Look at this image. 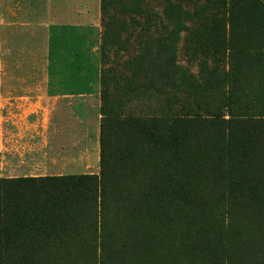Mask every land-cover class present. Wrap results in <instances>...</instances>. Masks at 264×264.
Wrapping results in <instances>:
<instances>
[{"label": "rangeland", "instance_id": "1", "mask_svg": "<svg viewBox=\"0 0 264 264\" xmlns=\"http://www.w3.org/2000/svg\"><path fill=\"white\" fill-rule=\"evenodd\" d=\"M89 61L96 95L44 101ZM100 170V240L67 211L0 264H264V0H0V178Z\"/></svg>", "mask_w": 264, "mask_h": 264}, {"label": "trees", "instance_id": "2", "mask_svg": "<svg viewBox=\"0 0 264 264\" xmlns=\"http://www.w3.org/2000/svg\"><path fill=\"white\" fill-rule=\"evenodd\" d=\"M108 37L109 32H104V42ZM250 137L254 139L255 136ZM248 139L233 138L227 149L235 155L241 150L254 151L255 147L247 142ZM102 176L100 170L98 175L82 173L0 178V254L9 249L10 242L19 243L20 250H24L25 242L49 233L51 225L62 222L63 213L67 211L83 213L90 225V235L100 240ZM246 250V254L252 256L262 251V246L249 244Z\"/></svg>", "mask_w": 264, "mask_h": 264}, {"label": "crops", "instance_id": "3", "mask_svg": "<svg viewBox=\"0 0 264 264\" xmlns=\"http://www.w3.org/2000/svg\"><path fill=\"white\" fill-rule=\"evenodd\" d=\"M87 57V54H86ZM62 63L61 59L57 60V62H53L55 66H60ZM82 65V69H79L77 73L69 72V70L60 72L59 74L56 72L49 73L47 76L48 79V87L51 86V82L56 86L51 88L53 93H47L44 97V101L48 103H54L55 101L70 99V98H90L97 94V87L99 82V70H97V66L93 61L85 62ZM60 68V67H59ZM61 69V68H60ZM61 81V83H56ZM56 81V82H55ZM55 82V83H54ZM50 85V86H49ZM43 115H48L49 108L45 105H42ZM64 125V124H62ZM57 128V123L50 120H43L40 121L38 124V134L42 136V142L44 146H50L48 142V135L53 133V130ZM98 132L95 131L92 133L91 137V144L92 146L91 151L89 152L92 156L98 153V141H97ZM86 136V135H85ZM96 136V138H95ZM87 137V136H86ZM41 139V137H40ZM87 140L89 139L86 138ZM48 149L44 150V153H48ZM88 153V150H87ZM87 172H79V173H66L68 174H82ZM54 173H43L41 175H20V176H43V175H53ZM56 174V173H55ZM19 177V176H15Z\"/></svg>", "mask_w": 264, "mask_h": 264}]
</instances>
